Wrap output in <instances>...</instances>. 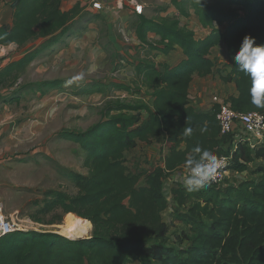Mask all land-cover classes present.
Returning a JSON list of instances; mask_svg holds the SVG:
<instances>
[{"label": "trees", "instance_id": "obj_1", "mask_svg": "<svg viewBox=\"0 0 264 264\" xmlns=\"http://www.w3.org/2000/svg\"><path fill=\"white\" fill-rule=\"evenodd\" d=\"M62 2L14 0L13 23L0 27V45L22 46L37 38H48V43L2 68L0 88L15 84L48 44L68 33L80 3L66 11ZM171 4L177 9V16L154 18L138 14L137 37L165 55L178 46L185 58L175 66L163 64V68L156 67L148 56L139 58L134 66V86L99 82L76 92L145 93L153 102L108 99L98 122L85 130L61 132L64 139L78 143L85 152L83 164L87 173L66 169L65 175L74 182L77 192L47 190L43 204L36 201L39 209L29 216L43 223L51 215L52 224H60L66 214L69 219L80 217L92 224V235L71 238L55 231L17 230L0 238V264H264L262 163L257 170L261 174L259 181L231 179L196 192H188L182 184L174 189L179 205L193 199L186 212L176 214L189 226L180 248L169 244V226L163 219V212L169 207L165 179L184 166L185 157L194 146L219 156L233 152L232 135L221 133L216 118L218 106L210 113L199 112L190 100L194 75L205 77L215 71L212 50L221 42L226 44L232 64L224 81L235 82L238 90V95L229 96L227 102L240 112L264 113V108L251 103L249 78L232 60L245 35L255 37L258 44L264 43V0H171ZM192 13L203 28L210 30L205 38H198L194 30L182 25L179 17L189 18ZM150 34L160 37L158 45L149 42ZM66 80H44L37 83V91L44 94L63 88ZM205 125L207 131L202 133L200 129ZM189 126L193 127V134L185 137L183 130ZM160 136H165L170 144L164 165L132 172L126 152ZM262 158L264 147L252 149L241 142L233 152L229 169L241 173ZM142 179L144 184H140Z\"/></svg>", "mask_w": 264, "mask_h": 264}, {"label": "rangeland", "instance_id": "obj_2", "mask_svg": "<svg viewBox=\"0 0 264 264\" xmlns=\"http://www.w3.org/2000/svg\"><path fill=\"white\" fill-rule=\"evenodd\" d=\"M76 1L81 3L82 10L81 17L75 20L72 26L74 29L72 36L48 44L15 84L7 83L0 88V203L4 207V214L26 231H55L62 234V227L69 221L67 214L63 216L60 224L50 223L51 215L47 216L43 223L36 222L29 216L39 209L40 205H36V201L43 204L47 190L60 189L71 194L77 192L74 182L65 175L66 169L87 173V168L83 164L85 152L78 143L64 139L61 132L85 130L98 122L101 118L100 111L108 99L116 97L147 101L151 99L145 93L129 95L122 91H109L108 95H103L98 92L81 94L76 92L87 84L99 82L116 81L134 86L137 78L134 66L136 59L139 58L148 56L159 68L168 62L161 52L155 49L150 51L147 44H139L132 39L137 38L138 15L134 13L128 0L124 1L123 7L117 6V0H98L103 3V9L100 10L94 8L93 0H63L62 7L72 9ZM137 1L144 5V15L154 18L178 15L171 0ZM13 2L14 0H3L0 3V25L13 23L15 12ZM88 6L97 10L95 12L100 14V17L95 18ZM188 21L185 25L191 26L199 37L208 34L209 30L200 27L194 14ZM110 32L117 36L119 47H115L110 41ZM154 41L156 40L152 36L149 42L153 44ZM46 43L48 38H37L22 46L0 45L2 68ZM213 53L215 71L205 77L194 75L196 79L191 89L193 97H190L193 102L202 92L210 102L213 101L214 95L226 99L230 94L223 93L221 89L222 85H227V92H230L229 86L233 82L224 81L232 70L226 44L222 42L217 45ZM80 74L82 79L71 85L51 89L44 94L37 91V83L44 80L55 78L68 80ZM154 143L153 140L149 143L140 142L138 149L128 151L130 153L126 154L127 165L132 172L152 170L163 163V149L161 147L159 149ZM250 165L251 168L236 174L237 177L234 176V170L229 169L230 174L227 173L222 184L231 179L259 181L260 172L258 171L259 174L257 171L254 172L255 165ZM179 173L187 174L185 169H181ZM144 183L142 179L140 184ZM178 184L181 183L177 181V175L169 173L164 184L169 207L163 212V219L169 226L168 242L176 248L182 246L181 238L189 231V226L176 217V214L186 212L193 200L189 198L183 205L176 202L174 189ZM61 211L58 210L59 213ZM86 222L91 226L89 233L77 238L92 235L93 226ZM182 243L186 244L187 241Z\"/></svg>", "mask_w": 264, "mask_h": 264}, {"label": "clouds", "instance_id": "obj_3", "mask_svg": "<svg viewBox=\"0 0 264 264\" xmlns=\"http://www.w3.org/2000/svg\"><path fill=\"white\" fill-rule=\"evenodd\" d=\"M196 2L201 3V0ZM232 60L238 70L249 78L251 103L257 108H264V43L258 44L255 37L250 34L245 35L238 50L232 55ZM80 79L82 74L66 80L65 84L71 85ZM193 131V127H186L183 135L191 137ZM200 131L206 132L207 126L201 127ZM223 167H225V161L222 157L212 150L197 145L185 157L184 168L187 174H177V181L188 192H196L215 182L218 178V170Z\"/></svg>", "mask_w": 264, "mask_h": 264}, {"label": "built area", "instance_id": "obj_4", "mask_svg": "<svg viewBox=\"0 0 264 264\" xmlns=\"http://www.w3.org/2000/svg\"><path fill=\"white\" fill-rule=\"evenodd\" d=\"M124 1L125 0H117V6L123 7ZM128 3L132 7L134 13H136L137 15L144 14L145 8L143 4H141L137 0H128ZM93 6L98 10L103 9V3L98 0H93ZM191 16L189 18L179 17L182 25H185L187 22H189L188 20L191 18ZM185 26L194 30L191 26ZM200 27L203 28L201 25ZM132 39L138 41L137 43L139 44L143 43L138 39V37H132ZM143 44H147L149 47L148 43ZM149 50L152 51L150 47ZM1 69L2 66L0 64V71ZM212 99V102L218 105V109L216 110V118L220 124L221 133L223 135H232L231 150H233V152L238 148L241 142L248 144L252 149L264 147V113L259 111L240 112L234 110L231 107V104L219 95H214ZM233 152L230 155L220 156L225 161V167L218 170V178L212 184L221 183L227 177L226 175L233 159ZM260 163L264 165L263 158ZM22 229H24L22 228V226H20L18 223H16V221L4 214V207L0 203V238L14 231Z\"/></svg>", "mask_w": 264, "mask_h": 264}, {"label": "crops", "instance_id": "obj_5", "mask_svg": "<svg viewBox=\"0 0 264 264\" xmlns=\"http://www.w3.org/2000/svg\"><path fill=\"white\" fill-rule=\"evenodd\" d=\"M77 3H80L79 1L77 2L76 1V4ZM89 7H91V6H88V9H90L91 10V12H93L94 13V17L95 18H98V17H100V14H98V13H96L95 11H97V10H94L92 7L91 8H89ZM62 9L63 10H66V11H68V10H70L71 8H63L62 7ZM82 10V7H81V3H80V9H79V11L75 14L76 15V17H73L72 18V20L70 21V23H69V31H68V33L67 34H65V36H63L62 38H64V37H70V36H72V33L74 32V29H72L73 27V24L75 23V20H78V18H80L81 17V15H80V11ZM145 16H147V15H145ZM147 17H150V16H147ZM3 24H1L0 25V27L2 26ZM207 30H209V29H207ZM210 33V30H209V32H208V34ZM207 34V35H208ZM206 35V36H207ZM153 36L154 38H155V40L156 41H154V45H158L157 44V41L159 40V36L158 35H155V34H150L149 35V37H148V39H150L151 37ZM206 36H203V37H199L198 35H197V37L198 38H205ZM61 38V39H62ZM109 39H110V41H112V43L115 45V47H119V40H118V38H117V36L113 33V32H110L109 33ZM58 42V41H57ZM56 43V42H55ZM224 43V42H223ZM221 44H222V42H221ZM155 47V46H154ZM37 49V48H36ZM153 51H154V49H152ZM155 50H157V51H159L160 52V50H158V49H155ZM214 50H215V48H213V50H212V58H215V55H214ZM32 51V50H31ZM42 53V51L39 53V55ZM163 56H165L166 57V59H168V62H166V63H163V64H168V65H171V66H175V65H177V64H179L184 58H185V55L183 54V51H182V49L180 48V47H176L174 50H172L168 55H165V54H163V53H161ZM39 55L37 56V58L39 57ZM151 59V58H150ZM152 60V59H151ZM155 63V62H154ZM156 64V63H155ZM163 64L161 65V68H163ZM156 67H158L157 65H156ZM159 68V67H158ZM198 77H200V76H198ZM194 79H196V77L194 76L193 77V81H194ZM193 81H192V83H193ZM192 83H191V87H190V97H193L191 94V89H192ZM233 83V82H232ZM232 83L230 84V88H231V90H230V92H227V90H228V88H226L227 87V85H222V88L221 89H223V93H230L229 94V96H231V95H238V90H237V86H236V84H234L233 83V85H232ZM232 86H233V88H232ZM205 95H204V92H202V93H199V98L197 97L196 98V100L193 102L192 100H191V104H192V106L197 110V111H199V112H213V109H214V106L216 105V104H214L212 101L210 102L208 99H206L205 97H204ZM229 96H227L226 97V100H227V98L229 97ZM150 97V96H149ZM207 97V96H206ZM223 98V97H222ZM225 99V98H224ZM150 104H152V102H153V99H152V97H151V99H150ZM6 103H4V105H5ZM218 106V105H217ZM142 116H144V114L142 115ZM153 140V142H155L154 144H155V146L156 147H159V149H160V147H161V149H163V159L165 160V157L167 156V154H168V152H169V145L170 144H168V142L166 141V137L165 136H160V137H158V138H154V139H152ZM140 147V145H138L135 149H138ZM135 149H133V150H135ZM132 151V150H131ZM128 153H130V152H126V154L128 155ZM164 160L162 161L163 163L162 164H160V165H164ZM261 160L262 159H259L258 161H256L255 163H252V164H254L255 165V167L253 168L254 170V172L255 171H257L258 170V168H256V166H259L260 165V162H261ZM248 168H251V165L248 167ZM181 169H185L184 168V166H181V167H179L178 169H176L175 171H173V173H175V175H177L180 171H181ZM230 170H228V174H230V172H229ZM233 172H235V174H234V176H236V174H241V173H237V171H233ZM177 173V174H176ZM258 173V172H257ZM259 174V173H258ZM237 177V176H236ZM260 177H261V174H260ZM178 186H179V184H178ZM0 193H1V191H0Z\"/></svg>", "mask_w": 264, "mask_h": 264}, {"label": "bare ground", "instance_id": "obj_6", "mask_svg": "<svg viewBox=\"0 0 264 264\" xmlns=\"http://www.w3.org/2000/svg\"><path fill=\"white\" fill-rule=\"evenodd\" d=\"M90 228V224L84 221V219L82 220L78 217H74L69 219V221L62 227L61 233L69 237L71 236V238H77L89 233Z\"/></svg>", "mask_w": 264, "mask_h": 264}]
</instances>
